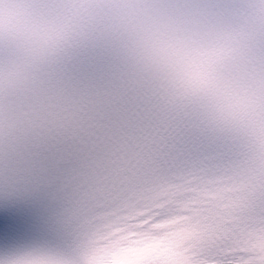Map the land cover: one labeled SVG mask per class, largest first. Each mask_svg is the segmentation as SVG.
Returning <instances> with one entry per match:
<instances>
[{
  "label": "snow or ice",
  "instance_id": "obj_1",
  "mask_svg": "<svg viewBox=\"0 0 264 264\" xmlns=\"http://www.w3.org/2000/svg\"><path fill=\"white\" fill-rule=\"evenodd\" d=\"M178 230L264 264V0H0V264H171L140 250Z\"/></svg>",
  "mask_w": 264,
  "mask_h": 264
}]
</instances>
